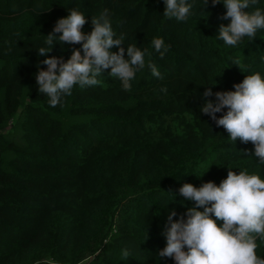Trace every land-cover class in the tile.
<instances>
[{
    "label": "trees",
    "instance_id": "1",
    "mask_svg": "<svg viewBox=\"0 0 264 264\" xmlns=\"http://www.w3.org/2000/svg\"><path fill=\"white\" fill-rule=\"evenodd\" d=\"M190 2L192 16L177 22L162 15L163 0H0V264H175L158 251L168 210L179 216L194 205L179 187L219 185L228 167L264 176L252 142L231 141L200 111L215 99L206 88L234 90L246 75H264V30L226 46L216 37L230 22L223 5ZM73 8L87 17L85 33L107 13L124 35L121 47L149 49L146 60L163 79L146 66L125 91L107 69L98 85H76L50 107L37 65L46 70L40 61L49 56L66 61L81 44L37 50ZM153 37L163 38V55ZM236 57L241 69L231 64Z\"/></svg>",
    "mask_w": 264,
    "mask_h": 264
},
{
    "label": "clouds",
    "instance_id": "2",
    "mask_svg": "<svg viewBox=\"0 0 264 264\" xmlns=\"http://www.w3.org/2000/svg\"><path fill=\"white\" fill-rule=\"evenodd\" d=\"M203 3L207 6L209 0ZM211 3L226 9L221 19L230 18L226 26L220 25L216 35L224 45L235 46L245 37L251 41L259 30H264V8L255 7L258 0H211ZM163 4L162 15L168 19L187 22L192 16L190 0H163ZM250 8L254 10L249 11ZM68 11L65 18L55 22L52 32L45 36L44 46L37 50L43 56L56 42L81 44L66 61L63 57L49 56L40 61L47 66L46 70L37 65L38 92L46 94L50 107L55 108L71 95L76 85L81 88L98 85V77L107 69L108 75L118 79L125 91L131 89L137 72L146 66L154 77L163 79L158 67L146 60L151 56L149 49H141L137 44L121 47L124 35L118 36L113 30L107 13L92 17L93 29L85 33L84 13L75 8ZM151 45L161 55L166 51L163 38L153 37ZM114 46L119 50L112 51ZM260 59L264 63V56ZM231 64L241 69L239 57L231 58ZM233 88L216 92L206 88L203 95L215 99L205 100L200 111L217 127L222 126L231 141L252 142L251 156L259 158L257 164L264 166V75L260 72L246 75ZM228 169L219 185L207 181L199 187L191 183L179 187L178 194L184 201H194V205L179 216L175 210H168L162 232L166 244L158 251L160 258H171L175 264H264V257L256 251L257 241L264 242V176L247 170L236 174Z\"/></svg>",
    "mask_w": 264,
    "mask_h": 264
}]
</instances>
